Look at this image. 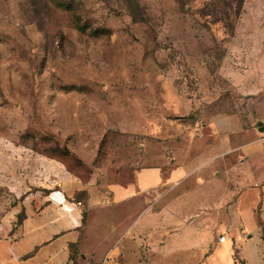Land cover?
<instances>
[{"label":"rangeland","instance_id":"1","mask_svg":"<svg viewBox=\"0 0 264 264\" xmlns=\"http://www.w3.org/2000/svg\"><path fill=\"white\" fill-rule=\"evenodd\" d=\"M260 123L264 0H0V213L15 187L86 204L143 167L240 166L215 150L245 131L263 141ZM261 148L242 183L264 181ZM201 201L163 239L187 252L143 243L122 262L264 264L258 216L243 231Z\"/></svg>","mask_w":264,"mask_h":264},{"label":"crops","instance_id":"2","mask_svg":"<svg viewBox=\"0 0 264 264\" xmlns=\"http://www.w3.org/2000/svg\"><path fill=\"white\" fill-rule=\"evenodd\" d=\"M260 148L264 150V140L256 138L252 130L229 136L215 151L220 156L243 154L246 160L240 166L224 168L220 157L207 164L199 155L197 166L173 160L167 171L143 167L136 171L133 182L112 185L109 197L90 196L86 204L57 191L47 195L45 188L33 191L28 185L17 196L19 188L15 187L12 204L0 213V264H125L122 257L128 248L143 243L150 251L154 246L157 251H167L163 239L177 231L171 221L181 212H193L191 205L203 198L217 204L207 220L229 219L244 228V220L257 215L261 229L264 181L256 186L242 183ZM246 163L249 165L243 168ZM159 221L171 224L160 226ZM159 231L162 240L156 238ZM186 250L167 253L173 257Z\"/></svg>","mask_w":264,"mask_h":264},{"label":"built area","instance_id":"3","mask_svg":"<svg viewBox=\"0 0 264 264\" xmlns=\"http://www.w3.org/2000/svg\"><path fill=\"white\" fill-rule=\"evenodd\" d=\"M224 241H225V237L224 236L220 237L219 243H224Z\"/></svg>","mask_w":264,"mask_h":264},{"label":"water","instance_id":"4","mask_svg":"<svg viewBox=\"0 0 264 264\" xmlns=\"http://www.w3.org/2000/svg\"><path fill=\"white\" fill-rule=\"evenodd\" d=\"M260 131H264V126L262 123L259 124Z\"/></svg>","mask_w":264,"mask_h":264},{"label":"trees","instance_id":"5","mask_svg":"<svg viewBox=\"0 0 264 264\" xmlns=\"http://www.w3.org/2000/svg\"><path fill=\"white\" fill-rule=\"evenodd\" d=\"M21 219H22V218L20 217L19 220L21 221ZM75 255H76V253L74 252V255H72V259H74Z\"/></svg>","mask_w":264,"mask_h":264}]
</instances>
